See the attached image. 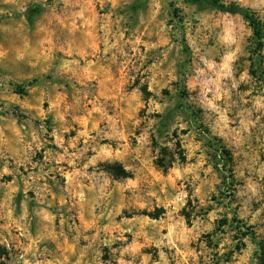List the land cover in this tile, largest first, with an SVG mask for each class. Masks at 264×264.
<instances>
[{"label":"rangeland","instance_id":"1","mask_svg":"<svg viewBox=\"0 0 264 264\" xmlns=\"http://www.w3.org/2000/svg\"><path fill=\"white\" fill-rule=\"evenodd\" d=\"M219 1L263 39L186 0H0V264H264V0Z\"/></svg>","mask_w":264,"mask_h":264},{"label":"trees","instance_id":"2","mask_svg":"<svg viewBox=\"0 0 264 264\" xmlns=\"http://www.w3.org/2000/svg\"><path fill=\"white\" fill-rule=\"evenodd\" d=\"M186 1L191 3V4H200V5L209 4L217 10L227 12V13H231V14H239L250 22L251 27L254 29V33L259 38V40L263 39V30L261 29V24L255 19V17L251 13H249L248 11H246L242 8H239L236 6H226V5L222 4L219 0H212V1H210V0H186ZM219 151L222 154L221 155V161L224 162L223 163V169H224V172L227 176L228 173L229 174L232 173V170L230 168V165L232 163V157H231V154L229 153V151L226 150V148L222 145H219ZM221 161H218V163L221 164ZM157 165L160 168L166 169V166L164 165V161L162 159L158 161ZM224 178H227V177H224ZM245 236H248V235L246 234Z\"/></svg>","mask_w":264,"mask_h":264}]
</instances>
